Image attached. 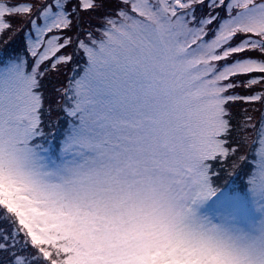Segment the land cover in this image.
<instances>
[{
  "label": "snow or ice",
  "instance_id": "snow-or-ice-1",
  "mask_svg": "<svg viewBox=\"0 0 264 264\" xmlns=\"http://www.w3.org/2000/svg\"><path fill=\"white\" fill-rule=\"evenodd\" d=\"M0 264H264V0H0Z\"/></svg>",
  "mask_w": 264,
  "mask_h": 264
}]
</instances>
